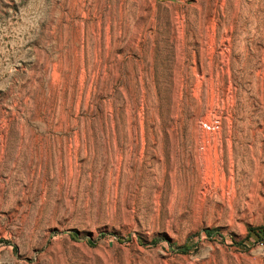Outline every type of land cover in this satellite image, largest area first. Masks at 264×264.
<instances>
[{"label":"rangeland","instance_id":"rangeland-1","mask_svg":"<svg viewBox=\"0 0 264 264\" xmlns=\"http://www.w3.org/2000/svg\"><path fill=\"white\" fill-rule=\"evenodd\" d=\"M0 264H264V0H0Z\"/></svg>","mask_w":264,"mask_h":264},{"label":"bare ground","instance_id":"bare-ground-1","mask_svg":"<svg viewBox=\"0 0 264 264\" xmlns=\"http://www.w3.org/2000/svg\"><path fill=\"white\" fill-rule=\"evenodd\" d=\"M234 2V1H233ZM239 5V4H238ZM245 9V8H244ZM253 9V8H252ZM238 11V10H237Z\"/></svg>","mask_w":264,"mask_h":264}]
</instances>
